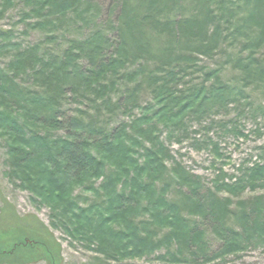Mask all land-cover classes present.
Returning a JSON list of instances; mask_svg holds the SVG:
<instances>
[{"label":"trees","instance_id":"obj_1","mask_svg":"<svg viewBox=\"0 0 264 264\" xmlns=\"http://www.w3.org/2000/svg\"><path fill=\"white\" fill-rule=\"evenodd\" d=\"M17 3L23 5L26 30L43 37L24 46L3 43L10 32L0 31V48L12 53L0 66V139L7 146L9 178L34 197L51 200L52 227L69 230L72 222L74 240L102 260L116 262L133 258L136 249L174 245L176 250L167 252L174 260L210 261L247 247L241 244L264 242V146L258 147L256 161H242L235 174L220 169L211 189L177 162L161 139L165 130L168 140L177 136L181 142L186 118L193 115L201 124L212 108L233 104L239 96L247 98L246 87L261 84L264 92V67L255 57L264 47V0H120L114 20L80 37H66L59 49L52 45L63 37L58 35L60 28L76 18L79 24L96 23V0H0V19ZM175 11L179 13L174 15ZM76 28L83 30L81 25ZM236 42L240 51L232 63L242 87L234 91L222 81L221 68H203V78L193 83L190 75L201 69L195 55L212 58L224 44ZM23 77L26 80L20 81ZM143 90L151 99L145 105L139 102ZM68 100L86 103L94 115L77 109L79 115L67 119L60 110ZM104 109L140 113L109 126L97 120ZM59 130L65 131L64 136L55 137ZM212 151L218 154L215 143ZM121 167L124 174L129 169L137 174L133 186L154 196L157 210L144 209L146 213L140 214L144 208L140 207L135 212L133 196L115 189L112 177ZM60 175L68 177L65 185ZM99 176L105 180L101 190L92 183ZM70 182L74 191L96 197L89 200L73 191L63 211L55 209ZM174 187L184 190L177 201L167 198ZM247 189L251 196L238 198L234 208L231 198L217 194L225 191L239 197ZM103 211H110L111 219L98 225L95 220ZM183 211L210 226L221 242L217 251L209 254L205 231ZM116 214L125 219L123 225L103 228ZM139 215L147 217L138 219Z\"/></svg>","mask_w":264,"mask_h":264},{"label":"rangeland","instance_id":"obj_2","mask_svg":"<svg viewBox=\"0 0 264 264\" xmlns=\"http://www.w3.org/2000/svg\"><path fill=\"white\" fill-rule=\"evenodd\" d=\"M96 2L99 6V15L98 18L95 19L96 23L79 24L81 21L76 18L73 24L63 26L59 29L58 35H63V37H61V39L59 38L58 44L52 45L54 48H61L65 43L64 39H66V37H80L83 35L82 33H89L95 26L103 25L104 22L110 20V18L111 20L115 19V16L118 14L120 0H96ZM22 13L23 5L17 3L0 19V31L10 32V36L3 43L12 41L22 43L25 46L34 44L43 37V34L37 31L26 30L21 20ZM178 13L179 12L175 11L174 15ZM77 25H81L83 30L77 29ZM239 46L240 44L238 42L232 45L229 43L224 44L221 51L216 53L212 58H207L201 54L195 55L197 66L201 67V69L198 71L195 70L196 72L190 75L193 83H197L203 78V72L201 73L203 68H221L220 77L222 81L233 87L234 91L236 87H242L239 81L240 73L232 63L233 57L239 54ZM11 54L9 50L0 48L1 67H4L7 62H9ZM255 57L261 61V65L264 67V47ZM24 80H26V77L20 79V81ZM127 83L129 85L133 84V82L129 80H127ZM244 91V96L247 98L241 99L239 96L236 102H231L233 104L229 103L228 106H216L212 108L209 113L202 118L201 124H199L198 119L193 115L186 118L184 127L185 132H183L185 133V138L181 142L175 140L177 136L168 140L165 130L161 133V139L169 148L172 156L187 170L197 175L205 188H211V181L215 175L218 174L220 169L228 174H235L236 166L242 161L246 159H252V163L256 161V155H259L258 147L264 146V92L262 85L246 87ZM139 102L141 105L151 102L147 90H143L140 93ZM248 102L249 104H247ZM77 109L85 110L87 116L94 115V110L88 108L86 103L77 104L74 100L63 102L60 111H62L64 116L68 119L69 117L79 115ZM139 113V109L132 110L130 113L126 114H124L121 109L115 110L114 112H108L104 109L97 120L100 122L99 124H103L102 122L105 120L106 123H109V126H115L121 122H128L129 116H138ZM238 132L246 135V137L238 134ZM64 134V130L55 131L53 133L55 137L64 136ZM214 143L218 148L217 155L212 151ZM6 150L7 146L0 139V248L2 247L6 251L5 253H3L4 250L1 251L2 254L0 258L2 260L0 264H264V242L255 245L246 243L241 244V247L246 245L247 247L242 251H235L236 253L234 254L222 258H215L210 261H205L201 257L188 260L183 259L181 261L174 260L167 252L169 251L172 253L176 250V245L169 247V249L162 247L151 251L134 250L135 245L132 246L134 252L131 255H135L132 256L133 258H124L125 260L121 262L102 260L93 251L85 248L77 240H74L75 232H72V222L69 223L70 231L66 229L62 231L60 228L52 227L51 215L54 206L50 205L51 200L47 202L40 196V198L36 195L34 197L30 192L20 189L17 186V181L9 178ZM110 169L111 171L114 170V168ZM129 170L130 171L126 174L123 173V167L118 171L114 170L115 175L112 178L116 181L115 189L118 191L121 189L126 190L133 196L134 202L132 206L136 207L135 212H137L140 207H144L142 211L144 209L150 211L157 210L158 203L155 202V197L147 196L145 192L133 186L132 180L137 174L133 170V172L131 169ZM104 173L108 174L109 169L104 171ZM67 179L68 177L66 175H60L59 177V181H62L64 185ZM226 180L229 181V177ZM104 181L103 177L100 176L92 179L94 187L98 190H101ZM125 181L128 183L126 187L123 186ZM72 184L73 183L70 182L66 185L68 189L63 192L59 207L55 206V209L59 210L61 208V211H63L62 207L65 205V199L66 201H69V199L72 200L71 195L74 191L73 187H71ZM158 187L160 186L158 185ZM183 192L184 190H179L175 187L171 188V190L167 192V198L172 201H177ZM260 193H263V191ZM76 194L85 195L89 200L96 197L94 193L80 191V189L74 191V195ZM217 194L222 198H231L233 201L232 208H234V204L238 198L243 199L251 196V191L247 189L241 196L239 195V197H233L225 191L218 192ZM80 205L86 206L83 203ZM114 207L117 211L121 210L117 205ZM144 213L146 212L143 211L140 214ZM93 214L94 211H91L90 215ZM111 214L110 211H103L102 214L97 215L95 223L101 225L104 221H109L108 219H111ZM183 215L190 219V222L197 221L199 227L205 231V240L211 251L209 254L217 251L221 246V242L214 233H212L210 226L201 221L198 217L194 219L193 216L188 215L185 211H183ZM11 217L16 218V222L9 225L11 223ZM146 217L147 215L137 216L138 219ZM124 221L125 219L122 216L116 214L109 224L103 225V228L109 225L112 227L123 225ZM40 225L43 228L37 227ZM86 227L89 232L93 230L90 226ZM162 231H165V229H162ZM159 234L162 235V232H159ZM24 246L32 249H24L26 248ZM129 247L131 248V246ZM12 248L19 249L11 250ZM9 251H11L12 254L9 253ZM27 251L29 253H27ZM7 254L9 255L7 256Z\"/></svg>","mask_w":264,"mask_h":264},{"label":"flooded vegetation","instance_id":"obj_3","mask_svg":"<svg viewBox=\"0 0 264 264\" xmlns=\"http://www.w3.org/2000/svg\"><path fill=\"white\" fill-rule=\"evenodd\" d=\"M14 247H16V246H14ZM11 250H14V248H12ZM6 251L4 250L3 251V253H5ZM9 253H11V251H9ZM12 254V253H11ZM9 254H7V256H8ZM2 259L0 258V261H1Z\"/></svg>","mask_w":264,"mask_h":264}]
</instances>
